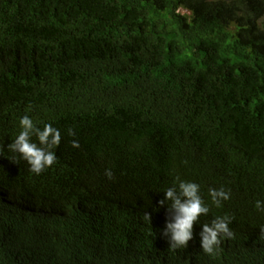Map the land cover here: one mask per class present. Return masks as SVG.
<instances>
[{
	"label": "trees",
	"instance_id": "16d2710c",
	"mask_svg": "<svg viewBox=\"0 0 264 264\" xmlns=\"http://www.w3.org/2000/svg\"><path fill=\"white\" fill-rule=\"evenodd\" d=\"M263 17L264 0H0V264H264ZM25 115L61 133L38 176L7 150ZM177 177L210 211L173 251L158 201ZM223 215L234 237L208 256L200 225Z\"/></svg>",
	"mask_w": 264,
	"mask_h": 264
},
{
	"label": "clouds",
	"instance_id": "9594fccd",
	"mask_svg": "<svg viewBox=\"0 0 264 264\" xmlns=\"http://www.w3.org/2000/svg\"><path fill=\"white\" fill-rule=\"evenodd\" d=\"M19 128L20 131L8 145L7 150L15 153L19 160L28 165L29 172L38 176L57 162L54 149L58 148L60 144V130L53 127L52 124H45L41 129L28 115L20 118ZM68 135H74V132L69 129ZM33 137L36 138V142H33ZM72 147L78 148V141L74 140ZM2 151L3 148L0 147V152ZM105 176L112 179V171L106 169ZM208 196L211 205L221 208L223 202L230 199L231 193L221 187L220 189H209ZM163 197L158 201V204L161 207H166L168 215L160 233L161 238L166 240L170 250L186 249L189 241L193 239V225L198 223L202 215L206 216L210 211L208 204L201 197L200 185L177 177L173 185L163 192ZM0 198H2L1 192ZM9 199L12 202V199ZM33 207L26 206L25 210L38 212ZM254 208L264 212V201L257 200ZM144 218L150 223L149 214L145 213ZM232 221V216L223 215L215 217L210 223L200 225V249L204 254L215 256L220 251L221 243L234 237L233 231L229 228ZM260 231L264 233V226L260 228Z\"/></svg>",
	"mask_w": 264,
	"mask_h": 264
},
{
	"label": "rangeland",
	"instance_id": "374dc122",
	"mask_svg": "<svg viewBox=\"0 0 264 264\" xmlns=\"http://www.w3.org/2000/svg\"><path fill=\"white\" fill-rule=\"evenodd\" d=\"M262 21L264 22V17H263ZM33 209H34L35 211H39V208H38L37 206H34Z\"/></svg>",
	"mask_w": 264,
	"mask_h": 264
}]
</instances>
